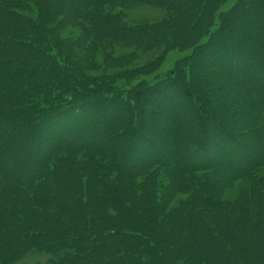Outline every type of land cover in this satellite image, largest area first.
I'll list each match as a JSON object with an SVG mask.
<instances>
[{"label":"trees","instance_id":"16d2710c","mask_svg":"<svg viewBox=\"0 0 264 264\" xmlns=\"http://www.w3.org/2000/svg\"><path fill=\"white\" fill-rule=\"evenodd\" d=\"M29 1L0 0V122L15 131L0 126V264L18 262L29 248L60 253L50 264H264V148L255 158L247 154L250 137L257 147L264 143V45L254 42L264 43V0H235L229 8L224 6L231 0ZM30 3L57 8L49 9L56 15L72 7L83 19L85 35L95 40L133 41L124 32L145 47L152 29L155 45H147L161 44L167 53L128 79L126 103L113 94L103 99L81 94L86 86L96 89L92 76L45 20L19 13L17 8ZM125 4H168L173 19L149 29L128 28L107 10ZM26 25L34 33L28 34L30 42L18 39ZM176 52L181 56L159 79L167 55ZM203 65L207 72L200 74ZM135 90L167 113L189 103L204 116L192 112L195 127L185 123L190 111L177 115L168 138L158 131L155 141L150 124L144 128L139 118L127 115L104 126L108 134H119L123 123L126 146L113 141L114 135L103 143L91 141L81 121L89 131L96 128L89 118L100 111L107 117L105 111L117 110L120 118L118 108L131 106ZM231 106L234 111L221 115ZM246 118L260 123L246 129ZM43 137L51 147L40 161L35 154L7 164L9 151L20 144L28 155ZM164 147L170 155H163ZM182 147L186 154L178 155ZM77 149L108 157L115 174L93 166L82 173L84 164L72 158ZM228 159L234 167L223 161ZM155 165L171 172L160 177L152 171ZM204 171L211 173L199 177ZM142 175L149 181L137 183ZM258 178L263 188L256 185ZM244 179L255 180L250 195L224 199L221 192ZM178 193L188 195L173 207Z\"/></svg>","mask_w":264,"mask_h":264},{"label":"rangeland","instance_id":"374dc122","mask_svg":"<svg viewBox=\"0 0 264 264\" xmlns=\"http://www.w3.org/2000/svg\"><path fill=\"white\" fill-rule=\"evenodd\" d=\"M28 1L29 0H25L26 3ZM234 1L235 0H231L229 3H227L224 6V8H229L234 3ZM29 2H33V1H29ZM30 4L31 5L29 8L28 7L23 8V9L17 8L18 11L19 10L21 11L19 13H22L27 17H32L33 19H35V21H38V22L41 19L45 20L46 25L52 28L53 36H55L57 39H61L66 44V47L69 50V52L67 53L73 54L74 59L76 60L79 67H81L83 71H86L90 76H92L93 82L96 85L95 87L96 89L91 90L89 86H86L84 88L83 86H80V88L81 87L83 88V91L81 92V94L88 95L89 93L92 92V96L99 98V99H103V97L105 96H112L113 94L114 96L117 97V100L124 99L126 103L128 102V100L130 101V99L127 97L129 95L126 93V90L123 87L129 82L128 79H131L134 76L135 74L134 72L137 69L140 68L144 70L147 67L148 63L155 61L160 56L163 57L167 53V51H165L167 50L166 47L162 46L161 44L157 46L147 45V44L155 45L153 38H150L152 34L151 32H153L152 29L149 33L150 35H147L146 33V37L144 38L146 43L148 42L147 44L145 43L146 44L145 47L142 45H138L139 42L135 44V42L137 41L135 40V37H133L132 35H129V33H124V32H120V34L125 35V36H131L129 38H131L133 41H130V40L125 41L124 39L119 40L117 42L115 41L105 42L99 39L95 40L85 35L83 31L84 27L82 25L83 19L81 17L77 18L78 14L71 12L73 10L72 7L70 8L68 7L66 8V10L56 15V14H52L50 10H57V8H52V7H47V6L45 7L44 5L37 4V3L35 4L30 3ZM107 10H110L114 13H118L120 15L121 23L127 24L128 28L134 27V28L141 29L144 26L148 25V29H149L152 27L160 26L162 22H164L165 20L173 19L172 17L173 13L171 12L168 4L161 5V6H151V5H143V4H137V5H132V4L126 5L125 4L120 7L110 6V7H107ZM79 15L81 14L79 13ZM247 19L248 18H245V20ZM248 22L249 21H247V23ZM16 23H18V21H16ZM26 27H27V30L21 32V36L18 37L19 41H27V42L31 41L30 38H28L30 37L28 34H31V37H32V35L34 34L32 31L33 29L31 28L30 25L23 26V29H26ZM246 27H251V26L249 25ZM239 28L245 29V26H241L240 24H238L237 29ZM154 35L155 34H153L152 36ZM231 36L234 37L235 33L234 35H231ZM254 42L256 43L258 42L257 43L258 47H260L259 45H264V43L259 38H256ZM180 54L181 53L176 52V53L167 55V57L169 58H168L166 66L163 67L162 70L160 71L161 75L159 79L169 74V70L174 67L175 61L177 60V58L181 56ZM204 67H207V66L203 65V67H200L201 68L200 70L199 68H197L200 74L207 72V69H204ZM138 76H139V79H141V77L143 78L144 74H140ZM152 79L153 78H149L148 80H152ZM28 84L29 83H26L25 85L26 88L29 87ZM63 90L64 89H62V93L64 92ZM139 92H143V90H138V91L135 90L133 93L130 94L133 97L135 96V98H133V100L131 101L132 103L131 106L127 104V106L124 105V109L120 107L118 108L121 111L120 118H116L117 117L116 112H118L117 110L114 112L105 111V113H110V115H107V117H106V114L105 116L103 115L104 114L103 111H100L98 115L99 118L95 116H93L92 118H89V121H93L92 125L95 124L96 128L95 126L94 127L92 126L91 127L92 129H89V131H87L88 130L86 129L87 122L84 120L81 121L82 126H79V127L84 132H86V136L90 135L91 141H94L96 143H101V142L103 143L104 140H110L112 135H114L113 141L121 140V144H125L126 146V137L129 134V132H126L127 128L124 127L123 123H120L121 124L120 127L118 125L119 128L117 127V129H120V130L122 126L124 128V131H121L119 134H117L116 132H113L112 135L108 134L109 130H107L106 128V131H105L104 126L109 124L111 121H116L117 119H122L121 121H123L125 120L127 115H130V117L139 118V120L142 123V127L144 128H146V126L150 124V128L152 129V132L154 133V134L150 133V135L155 141H157L156 139L158 138V134H157L158 131L161 132L162 137L164 139H166V137L168 138V134H167L168 128L174 127L173 126L174 124H172L171 121H173L177 115H181L184 112L188 113V111H190V113H188L187 120L185 119V123L186 125L188 124V126H191V124H193L195 127L198 126V123L195 122V117L193 116L192 112L194 111L197 113L201 112L202 118L204 116V112L201 111L200 108L195 106V104L191 105L189 103L187 105L180 104L178 105V107H175L173 111L170 109V111L167 113L166 109L160 107L159 105H156V103H154L153 101L147 100V98H145L144 95ZM218 101L222 102L221 98L218 99ZM234 107L235 106H231V108L224 107L225 110L223 111L225 112L221 113V115L228 116V112L234 111ZM84 113H85L84 115L86 116L87 115L86 110L84 111ZM155 117L156 119L154 120L153 118ZM0 120H2L1 117H0ZM182 120H184V118ZM228 122L229 124H231L229 120ZM259 123L260 121L258 120H254L250 122V120L246 118V125H243V126L244 128L247 129V128L252 127L253 125H259ZM183 124L184 122L179 121V125L184 126ZM0 126H2V128H4L5 131H13L7 122H0ZM71 129L72 127H70L69 130L71 131ZM233 131H236V130H233ZM122 134L124 135L123 137H122ZM193 136H195L194 132H193L192 137ZM47 139L48 138L43 137V140L40 143V146L38 149L36 148L37 146L33 144L32 148H34V151L29 152L28 155L25 154L26 152L24 151L25 150L24 147L19 144V147H16V150L13 149L11 152L9 151L6 154V160L8 162L7 164L9 165L17 164L20 160L28 158V156L35 157V154L38 155L36 160L40 161V159H42V157L46 154V150L49 147H51V143ZM257 144L258 142L255 139L252 140L251 137L249 138V146L247 149V154L252 158L257 157V154L261 152L264 148V143L263 144L259 143L261 145V146L259 145V147H257ZM180 147H181V144H180ZM83 149L82 150L77 149V151H75L74 155L72 156V158H74L76 161L78 160L77 162H82L84 164L82 173L86 174L87 172H90L93 166L96 168V172L106 171L109 175L115 174L116 171L109 166L108 157L103 158L97 154L92 153V151L85 152ZM118 152L119 153L121 152L120 149L118 150ZM69 154H72V153L69 152ZM183 154H186V152H185V149L182 147V149L178 151V155H183ZM163 155L164 156L170 155V151L166 147H164L163 149ZM247 158L248 157L245 158L246 161L244 159L245 162H247ZM142 159L143 158H140L137 161H140ZM223 161L228 162V163L230 162L229 159L226 161L225 160ZM136 164L138 163L136 162ZM125 165L130 167V163L128 162ZM230 165L234 167L233 164H230ZM138 166L141 167L142 164H139ZM152 171L158 172L160 174V177H164V176L169 175V172H171V169H169L168 167H161L159 165H155ZM208 173H211V172L209 171L208 172L204 171L200 173L198 172V175L199 177L200 176L205 177L207 176ZM147 180H148L147 176L143 177L142 175L138 177L137 183L144 182ZM254 182L255 180L254 181H248L245 179L236 180L233 186L230 188L224 189L221 192V195L224 197V199L229 200V201L245 199L246 197L250 195L251 190L254 189ZM256 183H257L256 185L259 187V184H261V179L260 178L256 179ZM158 186L159 185L155 186V188L160 189L161 187H158ZM258 187H257V190L255 189L256 194L253 199H255V197L259 194ZM261 188H263V184H261ZM185 194L188 195V193H185ZM185 194L178 193V195L176 196V201L172 203V206L173 207L178 206V201L186 198ZM20 195L21 197L23 196L24 199L28 197L25 194H20ZM59 255L60 253L55 254V253H50L49 251H39V250H33L29 248L24 253L22 258L18 262H15L13 264H50L51 257L59 256Z\"/></svg>","mask_w":264,"mask_h":264}]
</instances>
